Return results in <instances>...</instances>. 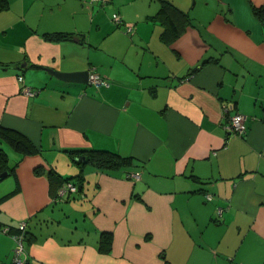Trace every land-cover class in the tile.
I'll return each mask as SVG.
<instances>
[{"label":"crops","instance_id":"obj_1","mask_svg":"<svg viewBox=\"0 0 264 264\" xmlns=\"http://www.w3.org/2000/svg\"><path fill=\"white\" fill-rule=\"evenodd\" d=\"M259 9L264 0H8L0 126L39 153H7L15 168L0 181V229L26 223L27 264H264ZM55 32L70 37H44ZM235 114L244 134L229 129ZM87 150L128 161L108 171L77 164ZM49 171L78 191L60 196ZM14 246L0 231V264Z\"/></svg>","mask_w":264,"mask_h":264},{"label":"trees","instance_id":"obj_2","mask_svg":"<svg viewBox=\"0 0 264 264\" xmlns=\"http://www.w3.org/2000/svg\"><path fill=\"white\" fill-rule=\"evenodd\" d=\"M7 9L8 0H0V12ZM256 15L259 18H264V12H262L261 9L256 10ZM44 37L49 41H63L69 39L70 36L63 32H55L46 34ZM2 143L7 145L12 151H14V153L18 154V156L20 157L36 155L39 153V150L35 148L22 134L15 130L0 126V174L4 171H9L10 174L14 175L15 168V164L10 165L7 152L1 147ZM75 154H77L78 157V161H75L77 164H90L96 169L105 171L117 169L121 166H124L128 161V159L126 158L119 157L118 155L106 151L87 150L82 152H75ZM34 172L36 174L42 173L39 168H36ZM48 177L52 183L58 184V187H61L63 184L70 182L75 185L77 189V185L72 182L71 179L61 180L55 171H49ZM75 178H81V175H78ZM76 191H78V189ZM3 228H8L9 233H15L11 232L10 227H2L0 231ZM15 231L17 232L18 230L16 229ZM24 237V242L26 243L27 233L25 231ZM110 248L111 236L108 234H102L99 241V250L103 253H108L110 251ZM10 264H12V261Z\"/></svg>","mask_w":264,"mask_h":264},{"label":"built area","instance_id":"obj_3","mask_svg":"<svg viewBox=\"0 0 264 264\" xmlns=\"http://www.w3.org/2000/svg\"><path fill=\"white\" fill-rule=\"evenodd\" d=\"M94 2H100L102 5H104L107 0H90V3ZM111 20L114 24L117 26L122 25V20L120 16L117 13H113L111 16ZM127 31L130 32L131 28L130 26H127ZM20 79V78H19ZM89 83L94 84L96 86H100L102 84L106 85L107 83L102 80L99 76L92 74L89 77ZM23 93L28 95V96H33L37 93V91L29 88V87H24L23 88ZM229 129L231 132L237 133V134H244L245 133V124H244V118L241 115L235 114L231 117L230 120V125ZM76 186L73 185L72 183H66L63 185L61 190L59 191V195L63 196L66 193H75L76 192ZM208 200H211L212 197L207 196ZM26 223L25 222H20V224L17 226V232L15 233H9L8 228H3L1 230V233L7 234L10 236L12 241L14 242L15 246L12 249L13 257H12V264H27L25 260L22 259V255L24 254V231H25Z\"/></svg>","mask_w":264,"mask_h":264},{"label":"water","instance_id":"obj_4","mask_svg":"<svg viewBox=\"0 0 264 264\" xmlns=\"http://www.w3.org/2000/svg\"><path fill=\"white\" fill-rule=\"evenodd\" d=\"M48 74L53 76L54 78L63 81V82H73V83H88V77L89 72L83 71V72H72V73H63V72H57L54 70H46ZM10 175L9 171H4L0 174V181L4 180Z\"/></svg>","mask_w":264,"mask_h":264},{"label":"rangeland","instance_id":"obj_5","mask_svg":"<svg viewBox=\"0 0 264 264\" xmlns=\"http://www.w3.org/2000/svg\"><path fill=\"white\" fill-rule=\"evenodd\" d=\"M1 147L8 153L9 151H12L7 145H5V144H1ZM12 152H14V151H12ZM10 163V165H11V162H9ZM8 178V177H7ZM6 179V178H5Z\"/></svg>","mask_w":264,"mask_h":264}]
</instances>
